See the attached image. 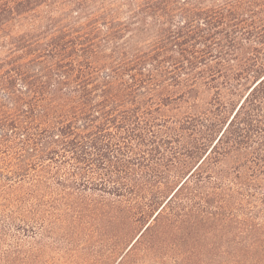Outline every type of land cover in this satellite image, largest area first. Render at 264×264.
Listing matches in <instances>:
<instances>
[{"label":"trees","instance_id":"obj_1","mask_svg":"<svg viewBox=\"0 0 264 264\" xmlns=\"http://www.w3.org/2000/svg\"><path fill=\"white\" fill-rule=\"evenodd\" d=\"M264 264V0H0V264Z\"/></svg>","mask_w":264,"mask_h":264},{"label":"rangeland","instance_id":"obj_2","mask_svg":"<svg viewBox=\"0 0 264 264\" xmlns=\"http://www.w3.org/2000/svg\"><path fill=\"white\" fill-rule=\"evenodd\" d=\"M83 244H85L86 248L84 251L79 252L76 251L70 254V259L74 264H88L89 261L94 259L95 253L98 250H102L104 246H106L109 243H117L119 246L122 247L125 246L126 241H78Z\"/></svg>","mask_w":264,"mask_h":264}]
</instances>
